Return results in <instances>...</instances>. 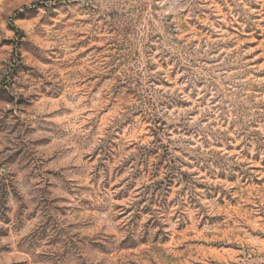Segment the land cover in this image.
<instances>
[{"label":"rangeland","instance_id":"1","mask_svg":"<svg viewBox=\"0 0 264 264\" xmlns=\"http://www.w3.org/2000/svg\"><path fill=\"white\" fill-rule=\"evenodd\" d=\"M0 264H264V0H0Z\"/></svg>","mask_w":264,"mask_h":264}]
</instances>
